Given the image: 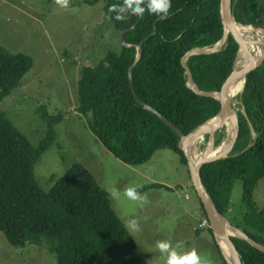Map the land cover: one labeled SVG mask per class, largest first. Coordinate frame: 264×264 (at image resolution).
I'll list each match as a JSON object with an SVG mask.
<instances>
[{
  "label": "trees",
  "instance_id": "16d2710c",
  "mask_svg": "<svg viewBox=\"0 0 264 264\" xmlns=\"http://www.w3.org/2000/svg\"><path fill=\"white\" fill-rule=\"evenodd\" d=\"M99 1L83 0L90 5ZM102 1L120 47L109 49L98 63L82 66L77 110L101 143L125 163L143 164L157 150L168 148L187 165L178 146L179 135L133 96L129 70L137 48L123 46L120 34L138 22L124 34L128 44L142 42L143 47L132 74L135 91L141 102L188 134L213 115L218 102L188 87L181 59L191 49L212 47L221 39L220 0H171L163 16L147 10L137 16L127 9L120 14L124 0ZM233 11L241 24L262 25L264 0H235ZM234 60L233 47L225 44L221 51L188 57L186 64L199 89L210 91L222 87ZM33 65L32 56L12 52L0 43V103L20 86ZM244 103L258 137L254 139L247 118L240 113L239 137L232 152L252 146L236 157L216 161L204 174L203 184L227 216L235 182L241 179L245 211L231 223L264 244V206L250 196L254 180L264 176V62L249 77ZM37 111L47 131L35 146L0 107V231L15 247H46L55 256V264H147L112 207L109 192L84 164L69 165L50 189L42 188L35 165L58 141L55 126L63 115L49 113L44 106ZM200 205L207 218L201 201ZM207 228L212 232L210 224ZM234 242L243 264H264V252L243 239L234 238Z\"/></svg>",
  "mask_w": 264,
  "mask_h": 264
},
{
  "label": "rangeland",
  "instance_id": "374dc122",
  "mask_svg": "<svg viewBox=\"0 0 264 264\" xmlns=\"http://www.w3.org/2000/svg\"><path fill=\"white\" fill-rule=\"evenodd\" d=\"M245 27L242 34L257 51L258 43L264 42V21ZM116 33L102 0L92 5L67 0V7H60L56 0H0V43L34 60L20 86L1 101L0 107L35 146L47 131L38 108L62 113L55 126L58 141L35 165L38 182L48 190L69 165L84 164L109 192L112 207L135 238L137 252L147 264H166V255L156 247L164 240L179 254L197 251L204 264H228L208 226H199L203 211L188 165L180 155L165 148L143 164H127L101 143L77 110L82 66L98 63L109 49L118 50ZM216 134L223 139V132ZM128 187L137 188L143 200H129L124 195ZM251 191V199L263 207L264 176L254 180ZM243 193V181L237 179L227 214L230 221L245 211ZM55 263V256L46 247H15L0 231V264Z\"/></svg>",
  "mask_w": 264,
  "mask_h": 264
},
{
  "label": "water",
  "instance_id": "95a60500",
  "mask_svg": "<svg viewBox=\"0 0 264 264\" xmlns=\"http://www.w3.org/2000/svg\"><path fill=\"white\" fill-rule=\"evenodd\" d=\"M234 1L235 0H220V15L223 24V35L221 39L217 41L212 47H195L185 53L181 59L182 65L185 68L187 75L188 87L196 94L215 98L218 102L213 115L188 134L183 133L175 124L159 113L155 108L141 102L135 91L132 74L136 64L141 59L143 47L142 42L138 43L137 45L128 44L124 39V34L130 29H133L138 24V22H136L131 28L125 29L120 34V42L123 46H135L137 48V57L129 70V82L133 96L143 108L151 110L157 114L172 130H174L179 135L180 139L178 141V146L184 152L187 158V165L189 168L192 185L206 211L213 236L216 242L219 244L220 250L228 264H243L241 255L235 245L234 238L243 239L262 252H264V244L255 241L244 230L233 225L228 217L220 212V210L217 208L203 184L204 174L213 166L216 161L226 159L228 157H236L247 151L252 146L253 143H249L248 146H246V148L243 150L237 153L232 152L239 137L240 113L247 118L254 139L258 137V133L248 118L244 103V95L251 73L258 69L264 62V42L258 43V49H260L258 54L255 53L256 51L254 50L253 46L250 47L249 39L245 38L239 30V26L245 27L246 25L241 24L236 20L233 11ZM121 13L122 12H120V14ZM155 32L156 30L153 31L151 35ZM225 44H230L235 52L234 65L229 77L225 80L219 90L205 91L199 89L190 68L186 64V59L192 55L211 54L221 51ZM230 82L231 84H238V89L235 95L230 93V91L228 92V86ZM227 120H230L232 124V140L230 141L228 147L221 149L223 139L222 137L219 138L217 136L216 131L217 127L222 126ZM201 136H206L211 141L212 152L207 158L193 159L194 155L192 153L194 140H197ZM222 240L226 243L228 251L222 247Z\"/></svg>",
  "mask_w": 264,
  "mask_h": 264
},
{
  "label": "clouds",
  "instance_id": "9594fccd",
  "mask_svg": "<svg viewBox=\"0 0 264 264\" xmlns=\"http://www.w3.org/2000/svg\"><path fill=\"white\" fill-rule=\"evenodd\" d=\"M60 7H67V0H56ZM171 6V0H124L119 11L123 12L127 9L130 13L140 16L145 10L150 14L158 16L167 15ZM121 18L117 16V19ZM124 195L132 201H142L141 197L135 187H128L124 191ZM135 221H133V224ZM157 249L162 255H166V264H204L201 254L195 250L187 251L183 254L177 253L169 241H158Z\"/></svg>",
  "mask_w": 264,
  "mask_h": 264
},
{
  "label": "bare ground",
  "instance_id": "6f19581e",
  "mask_svg": "<svg viewBox=\"0 0 264 264\" xmlns=\"http://www.w3.org/2000/svg\"><path fill=\"white\" fill-rule=\"evenodd\" d=\"M241 28H242V26H239V29H241ZM245 28H249V27H245ZM259 52H260V49H258L255 53L258 54ZM237 89H238L237 83L236 84H234V83L231 84V82L229 83L228 92L230 91V93H233L235 95L237 92ZM225 124H227V126H225L224 127L225 129H223V130L220 129L221 126L217 127V131L220 130V132L224 133L221 149L228 147L230 144V141L232 140V124H231V121L227 120L222 126H224ZM193 144H194L193 153H192L194 155L193 159L207 158L212 152V143L209 139L206 138V136L205 137L201 136L197 140H194ZM221 245L226 251H228L227 245L223 240L221 241Z\"/></svg>",
  "mask_w": 264,
  "mask_h": 264
},
{
  "label": "built area",
  "instance_id": "2783aa9c",
  "mask_svg": "<svg viewBox=\"0 0 264 264\" xmlns=\"http://www.w3.org/2000/svg\"><path fill=\"white\" fill-rule=\"evenodd\" d=\"M187 196V195H186ZM200 227H207L209 226V220L207 218H203L199 224Z\"/></svg>",
  "mask_w": 264,
  "mask_h": 264
}]
</instances>
